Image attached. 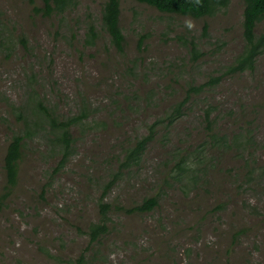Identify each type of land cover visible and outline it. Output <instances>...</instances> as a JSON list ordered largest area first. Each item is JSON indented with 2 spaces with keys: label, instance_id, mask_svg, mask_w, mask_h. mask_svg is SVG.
<instances>
[{
  "label": "rangeland",
  "instance_id": "374dc122",
  "mask_svg": "<svg viewBox=\"0 0 264 264\" xmlns=\"http://www.w3.org/2000/svg\"><path fill=\"white\" fill-rule=\"evenodd\" d=\"M104 3L79 0L44 17L35 9L43 0H0V38L11 41L0 47V264H74L82 254L86 264H264V176L249 172L264 165V54L253 72L226 73L244 49L243 0L204 19L122 0L123 52L102 31ZM89 24L99 33L94 46L85 45ZM211 78L220 81L158 126L139 164L107 188L125 150L184 99L187 84ZM33 92L59 121L83 109L89 116L71 129L72 153L58 172L62 153L44 117L25 139L17 185L6 195L7 148L25 132L21 109ZM209 107L216 134H257L256 164L246 166L247 152L212 147ZM203 149L196 184L170 176L177 156ZM152 197L154 210L128 212ZM101 201L112 205L109 232L90 244Z\"/></svg>",
  "mask_w": 264,
  "mask_h": 264
},
{
  "label": "trees",
  "instance_id": "16d2710c",
  "mask_svg": "<svg viewBox=\"0 0 264 264\" xmlns=\"http://www.w3.org/2000/svg\"><path fill=\"white\" fill-rule=\"evenodd\" d=\"M33 3V0H30ZM79 0H43L42 8H35L37 13H42L44 17H49L51 15L64 14L66 11L71 10L77 5ZM121 1L122 0H105L102 10V31L105 32L111 42V45L115 47L119 52H123L125 44V35L120 26L121 17ZM137 2L147 4L159 12L166 14H176L186 17H192L194 19H204L206 17L214 16L223 9L227 8L231 0H135ZM244 2V20H243V36H244V49L241 54L235 59V61L228 67L227 74H238L245 72H253L257 60L260 56L264 54V27L262 31L258 34L257 27L264 20V0H243ZM207 24L204 26L205 33L207 32ZM99 33L93 24H89L87 32L85 45L94 46L98 40ZM9 38H0V47ZM9 41V40H8ZM22 44L25 46L26 41L21 39ZM11 42V41H9ZM191 51L193 54V60H198L203 56L202 52L198 51V46L196 43L191 42ZM219 78H211L209 82L201 86H193L187 84L188 90L184 99L174 105L170 111L165 112L164 116L158 118L152 126L149 127V135L137 140L133 146L127 148L124 152L120 161V170L117 174L113 176V180L107 186L110 188L114 183L120 178V174L123 171L138 165L141 161L143 155L145 154L147 144L153 140V135L155 129L158 130V126L167 123L170 126L175 119L181 114V109L191 100V97L195 94L201 93L206 87L214 86L219 82ZM36 82L35 77H32V87H34ZM21 119L25 122V132L22 134L15 135L6 152L5 156V171L7 176V194L8 195L14 187H16L19 176L20 161L23 156L24 142L28 137H34L33 131L42 127L45 123L44 117L47 118L48 126L50 128L49 134L53 136L52 143L58 146L61 150L62 157L58 163L57 168L54 172H58L61 167H63L72 153V147L74 140L71 135V129L83 121H85L89 113L87 109H83L80 115L72 116L67 120H57L52 117L51 111L47 109L44 104L35 96L34 92L30 95L27 105L22 109ZM215 112L214 108L209 107L206 110V119L209 122V135L210 142L216 140L212 145L214 148L227 149L230 147L234 148L235 154L237 156H243L245 152L249 153L248 157H245L246 166L249 167L250 159H253L254 153L252 149L255 150L257 145V134L250 128H244L240 132L236 133L230 140V137L220 136L215 133L213 128L214 122L211 120V115ZM33 119H35L33 121ZM34 127L31 131L29 124ZM204 149L200 151L201 156H197L191 159V156L187 153L185 156L176 157V162L170 172V176L177 179H186L196 184L198 182V176L203 173L206 164L202 163L204 158H202V153ZM223 153V152H222ZM254 160V159H253ZM199 162V163H198ZM256 164L255 160L253 161ZM253 164V165H254ZM200 166V167H199ZM247 167V168H248ZM249 170V169H248ZM250 174L259 173L258 176H264V165L261 169L252 166L249 170ZM168 176V177H170ZM167 179V178H166ZM105 194L103 195V197ZM158 199L156 197L147 198L143 201L141 205L135 206L134 208L128 210L130 213H147L158 207ZM112 205L105 202L99 203V220L95 223L90 224L88 227L87 234L89 236L90 244L99 242L103 236L109 232V222H110V212ZM74 264H86L85 255L82 254Z\"/></svg>",
  "mask_w": 264,
  "mask_h": 264
}]
</instances>
